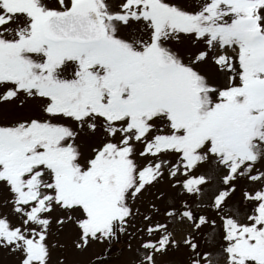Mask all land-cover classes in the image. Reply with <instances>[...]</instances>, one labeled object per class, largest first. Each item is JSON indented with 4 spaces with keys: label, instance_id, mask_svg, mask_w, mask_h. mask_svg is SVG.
<instances>
[{
    "label": "snow or ice",
    "instance_id": "obj_1",
    "mask_svg": "<svg viewBox=\"0 0 264 264\" xmlns=\"http://www.w3.org/2000/svg\"><path fill=\"white\" fill-rule=\"evenodd\" d=\"M0 264H264V0H0Z\"/></svg>",
    "mask_w": 264,
    "mask_h": 264
}]
</instances>
